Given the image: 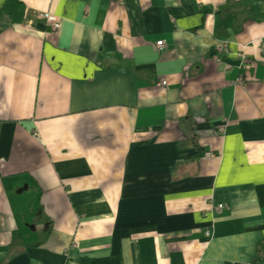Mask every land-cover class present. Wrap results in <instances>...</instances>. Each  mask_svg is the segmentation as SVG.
<instances>
[{"label": "crops", "instance_id": "crops-1", "mask_svg": "<svg viewBox=\"0 0 264 264\" xmlns=\"http://www.w3.org/2000/svg\"><path fill=\"white\" fill-rule=\"evenodd\" d=\"M0 11V264H264V0Z\"/></svg>", "mask_w": 264, "mask_h": 264}, {"label": "built area", "instance_id": "built-area-1", "mask_svg": "<svg viewBox=\"0 0 264 264\" xmlns=\"http://www.w3.org/2000/svg\"><path fill=\"white\" fill-rule=\"evenodd\" d=\"M35 18L38 19L39 21L47 24L48 27L50 28V30H52V31H55V30L59 29V27H60V21H58L57 16H55L54 14H52L50 12H43L42 11V12L36 13ZM164 47H165V43L163 42V40H158L153 45V49L158 50V51L162 50ZM261 48H262V51H264V42H261ZM215 50L218 52H223L225 50V45L223 43H218L216 45ZM239 59H240L239 68L243 69V71H249L252 67V64L244 52H241L239 54ZM241 78H242V76L239 77V80H241ZM159 84L162 86H165L166 80L161 79ZM219 131L224 132L223 126L219 127ZM205 154H206V156H210L213 153L207 151V152H205ZM221 206L222 205H217V207H221ZM73 245L77 246L78 243L74 242Z\"/></svg>", "mask_w": 264, "mask_h": 264}, {"label": "trees", "instance_id": "trees-1", "mask_svg": "<svg viewBox=\"0 0 264 264\" xmlns=\"http://www.w3.org/2000/svg\"><path fill=\"white\" fill-rule=\"evenodd\" d=\"M3 14H4L3 11H0V18L2 17Z\"/></svg>", "mask_w": 264, "mask_h": 264}, {"label": "rangeland", "instance_id": "rangeland-1", "mask_svg": "<svg viewBox=\"0 0 264 264\" xmlns=\"http://www.w3.org/2000/svg\"><path fill=\"white\" fill-rule=\"evenodd\" d=\"M214 154H212V155H210V156H213ZM205 156H206V154H205ZM210 156H207V157H210ZM218 205H220V204H218ZM217 209H220L219 207H217Z\"/></svg>", "mask_w": 264, "mask_h": 264}]
</instances>
